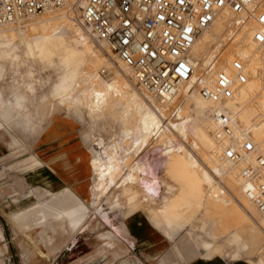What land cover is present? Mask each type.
<instances>
[{
    "label": "rangeland",
    "instance_id": "obj_1",
    "mask_svg": "<svg viewBox=\"0 0 264 264\" xmlns=\"http://www.w3.org/2000/svg\"><path fill=\"white\" fill-rule=\"evenodd\" d=\"M79 4L83 3L79 0ZM47 15L42 14L36 18L27 19L17 26L1 27L0 49L10 48L13 43H19L16 36L17 32L22 33V31L17 28L29 30L24 26L38 22ZM50 16L62 18L54 21L53 24L62 20H68L71 23L75 37L80 41L85 39L87 42V53H85L87 56L85 64L76 67L73 63L65 62L62 53H55L42 59L34 58L27 55L23 50L24 47L20 45L19 50L15 52L17 56H6L4 60H0V93L5 96V99L11 103L15 92L24 94L32 89L37 97H45L46 106L51 102L55 104L57 113L54 116V123H57L61 130L58 136H54L48 134V130L44 133H40L39 130L38 134L12 123L6 127L0 126V264H159V260L174 243L172 250L180 256H185L188 261L195 259L204 261L217 256L222 264H264V216L255 217L250 203L241 204L242 197L240 199L232 197L234 201L242 205V210L249 218L246 224L248 230L252 228L256 231L255 234L248 231L241 239L234 238L235 232L229 220H227L226 230H223L221 220L207 215L202 202L200 204L189 197L184 198L185 184L182 178L180 180L178 176V179L170 177L165 172L166 158L162 155L169 145L160 141H154L153 145L137 158L136 164L145 162L147 167V174L141 176L147 180L139 182L141 189L125 193L120 185H117L100 199H96L90 190L93 173L89 162L95 154L91 149L86 148V164L79 175V191L84 198L86 211L89 213L86 215V220L81 225L71 223L70 229L66 227L68 223L66 219L63 228H55V230L49 227L47 229L48 222L45 221L36 222V225L31 228L17 227L13 221L16 215L32 207L48 203L53 197L44 196L36 201L34 193L37 189L44 188L51 192L58 190L59 180L54 179L50 169V164L56 158L55 155L63 162L66 170L74 176L76 173L73 168L74 163L68 162V156H71V161H82L79 150L83 144L91 141L96 144L98 140H101L104 145L115 142L122 146L125 140L124 131L130 128L129 125L120 123L111 115L94 124L88 120L87 111L83 107H76L71 101L62 103L65 98H80L81 90L91 88L93 74H85L91 71L90 66L96 69L94 72L100 78L97 82L101 88L103 81L115 76V67L108 65L106 68L107 60L110 58L93 41L79 21L71 20L67 16L66 10L53 12ZM72 32L67 31V34L73 35ZM213 44L210 42L207 46L212 49ZM235 48L244 47L235 45ZM109 62L119 66V61L116 59ZM101 70H105V73ZM128 74L129 82L139 93L142 92L133 81L130 72ZM249 75L248 73L247 76ZM61 86L66 88L65 93L58 91ZM253 96L247 91L245 98L241 101H236L235 96L234 100L227 104L233 117L236 113L232 108L234 101L238 107L248 102L258 107L257 101H252ZM176 104L182 108L188 105V113L194 121L186 127L189 141L174 134L176 141L173 145L175 147L181 145L184 152L194 156L199 164V173L202 172L201 169L209 173L213 163L209 161L207 155L212 152L220 156L216 152L213 135L209 136L207 132V127L213 125L206 116L208 105L201 110L191 97ZM4 109L6 112H12L9 106ZM176 111L168 117L166 124L174 121ZM116 112H120V109L117 108ZM21 119L28 125L29 121L38 123L43 121L39 115H30L29 111L23 112ZM236 122L237 127L243 130L244 127L239 120ZM206 123L207 125H204ZM249 136L252 138L251 133ZM192 142L197 144V149L193 147ZM211 144H213V151H210ZM128 172V169L123 170V174ZM73 181L75 183L72 187L70 186V189L77 193L76 187L79 181L76 179ZM231 193L233 192L230 190V195ZM148 196L151 197L147 198ZM177 199H180L179 208L177 212L172 213L169 207L172 201ZM188 213L195 214L190 217ZM130 215L135 219L129 224L126 223V227L132 238H136L145 230L162 237L163 234L152 225L154 224L162 227L166 236L175 241L166 240L164 248L146 249L138 246L134 239L133 247L125 240L124 230L126 218ZM120 233L122 237L119 236ZM187 240L191 241V244L186 248L180 247ZM152 250L158 252L149 259V253Z\"/></svg>",
    "mask_w": 264,
    "mask_h": 264
},
{
    "label": "bare ground",
    "instance_id": "obj_2",
    "mask_svg": "<svg viewBox=\"0 0 264 264\" xmlns=\"http://www.w3.org/2000/svg\"><path fill=\"white\" fill-rule=\"evenodd\" d=\"M80 1L83 3L82 0ZM72 2L76 6H81L79 0H68V6L65 8L47 12L45 14L48 15L39 19L38 22H33L24 26L28 27L29 30L17 28V30L22 31V33L17 32L16 37L19 43H13L10 48L0 49V60H4L6 56H17L15 52L19 50V46L22 45L24 47V52L34 58L42 59L50 57L55 53H62L65 62L73 63L76 67L85 64V57L87 56L85 53H87L86 50L88 47L85 39L80 41L75 37L72 32L71 23L68 20H62L59 23L53 24L54 21L62 18L58 19L50 16L53 12L66 10L67 16H69L71 20L78 21L77 11L70 6ZM36 17L38 16L28 17L18 24L6 26H17L27 19ZM233 18L234 16L228 10L222 12L213 21L212 25L196 40L192 47V56L198 62L199 70H202L208 65L217 52H221V57L225 63L220 65V69L224 70L227 74H233L230 62L234 58H238L243 62L246 81L241 85H235L234 97L236 96V101H241L245 98L248 91L254 95L252 101L256 100L258 107L253 106L252 102L238 107L237 103L235 104L234 101L232 104V108L236 111L234 117L228 107H226L234 119L235 132L240 137L251 140L255 146V152L251 155H246L244 159L237 164L225 160L221 157V151L214 137L215 126H208V135H213L212 140L215 141L216 152L220 156L218 157L212 154V152L207 155L209 161L213 163L210 166L209 173L202 169V172L199 173V164L197 160L194 159V156L184 152L181 145H179V147L173 145V142L176 141L174 134L189 141L186 127L190 122L194 121L188 113V105L182 108L176 103L181 102L187 97H191L201 110L208 105L206 108V116L211 108V104L201 98L197 90L193 87V80L179 89L177 98L171 104L163 105L138 86L142 91L139 93L128 80V72H130L133 78L131 69L125 66L113 53L109 52L105 46L97 43L89 34L93 41L110 58L107 60L108 63H106V68H108V65H112L113 68L115 67V76L109 80L103 81V87L101 88L100 84L97 82L100 78L97 73L94 72L96 69L90 66L89 68L91 71L85 74H93L91 88L81 90L80 98H65L62 103L71 101L76 107H83V109L87 111L88 120L94 124L105 120L107 116L111 115L116 117L120 123L130 126V128L124 131L125 140L122 146L120 143L115 142L104 145L101 140H98L96 144H94V141H91L90 143L83 144L82 148H80L82 157L79 170L80 174L86 164V148L91 149L95 154L89 164L93 173V181L90 184V190L96 199H100L107 193L109 194L117 185H120V188H122V191L125 193L141 189L139 182L147 180L145 177L141 178L143 174H147V167L145 162L136 164L137 158L147 150L148 147L153 145L154 141H160L165 145H169L166 152L162 155V157L166 158L164 161L165 172L170 177L177 178L178 176L179 179L182 178L185 184L183 190L184 198L189 197L199 203L202 202L207 215L218 217L221 220V228L223 230H226L227 220H229L235 232L233 235L234 238L241 239L248 231L255 234L256 231L252 230V228L248 230L246 226L249 218L242 210V205H240V203L238 204L236 200L234 201L233 198L237 197L240 199V197H242L243 199H240L241 204L250 203L252 205V214L255 217H259L260 215L264 216V214L259 213L251 201L245 197L240 178L241 169L246 165H254L257 154L264 157V46H257L251 41L250 35L253 31V27H249L238 32L233 42L227 44L225 48H222L224 43H226L225 37L228 33V22ZM85 30L88 32L86 28ZM67 31H71L73 35H68ZM210 42L214 43L212 49L207 46ZM235 45H243L244 48L238 49L235 48ZM259 50L260 52H258ZM254 56L255 58H253ZM113 59L119 61V66H114L112 62H109ZM96 62L98 61L96 60ZM101 71L105 73V70ZM248 73L250 74L249 76H247ZM133 81L135 82L134 79ZM58 91L65 93L66 88L61 86ZM17 92L13 94V102L11 103L0 93V108L9 106L16 121H22L23 112L26 111H29L30 115H39L43 120L52 118L56 115L57 107L52 102L46 106L44 104V96L37 97L32 89L29 93L20 94ZM117 108L120 109V112H116ZM175 110L177 111L174 113V121L166 124L165 121L168 120V117ZM236 120H239L243 125V130L237 127ZM28 123L32 127L40 125L38 122L29 121ZM204 125H207V123ZM250 133L252 134V138L249 136ZM192 145L195 149L198 148L195 142H192ZM212 146L213 144L210 145V151H213ZM73 161L74 160H72V162ZM124 169H128L129 172L123 174ZM260 173L264 181V167L260 170ZM148 182H151V180H148ZM230 190L233 192L231 195ZM150 197L151 196H148L147 198ZM133 198L134 197H132V199ZM179 204L180 199L173 200L169 207V211L174 213L177 208H179ZM183 205H185V203ZM202 205L200 206L202 207ZM188 210L190 209L188 208ZM184 212L186 211L184 210ZM185 214L186 213H184V215ZM194 214L195 213H193V215ZM193 215L189 214L190 217ZM39 220L36 222L41 223ZM43 223L44 222H42V224ZM65 223V219H56L50 223L48 222L47 229L48 227L54 230L55 228L61 229ZM190 244L191 241L187 240L180 245V247L186 248ZM251 244L255 245V243Z\"/></svg>",
    "mask_w": 264,
    "mask_h": 264
},
{
    "label": "built area",
    "instance_id": "obj_3",
    "mask_svg": "<svg viewBox=\"0 0 264 264\" xmlns=\"http://www.w3.org/2000/svg\"><path fill=\"white\" fill-rule=\"evenodd\" d=\"M66 6L68 0H0V27ZM70 6L91 37L130 68L137 85L161 104H171L179 89L193 80L200 97L211 104L207 117L215 126L222 158L237 164L255 152L253 142L235 132L226 107L233 100L235 85L246 81L243 62L234 58L233 74H227L220 69L225 62L217 52L199 70L192 47L225 10L234 18L228 22L222 48L249 27H253L251 41L264 46V0H83L81 6L73 2ZM263 167L264 157L257 154L255 164L240 171L243 193L261 214Z\"/></svg>",
    "mask_w": 264,
    "mask_h": 264
},
{
    "label": "crops",
    "instance_id": "obj_4",
    "mask_svg": "<svg viewBox=\"0 0 264 264\" xmlns=\"http://www.w3.org/2000/svg\"><path fill=\"white\" fill-rule=\"evenodd\" d=\"M5 110L6 109L4 108H0V126L6 127L12 123V125H19L20 127L27 128L28 130L38 134H39L38 132L39 130L40 133H44L48 130V134H52L54 136H58L61 132L60 127L57 125V123L56 124L54 123L55 117H52L50 119H44L39 126L32 127L23 121H16L13 112L11 111L6 112ZM55 157L56 158H54V160L50 164V169L54 175L53 176L54 179L59 180L58 181L59 186L57 188L58 190L56 191L54 188L55 191L51 192L44 188L37 189L34 193L36 201L44 196H53V197L48 203L32 207L31 209L16 215L13 221L19 229L31 228L36 225V221H38L39 219H40L39 221H45V222H51L56 219H66L68 222L66 227L68 229L72 227L71 223H80L81 225L86 220L87 217L86 215H88L89 213L86 211L84 198L79 191V186H80L79 170H80L81 160H79V162H76L75 160L72 162L70 160V157L68 156V162L74 163L73 168L75 169L76 172L75 175L72 176L70 172L66 170V167L64 166L60 158L57 155H55ZM32 159L35 160L34 158ZM73 179L79 181V184L76 187L77 193L79 195L76 192L71 191L70 189V186L72 187L75 183ZM132 215L126 218L127 220L124 225V230L126 234L125 240H127V242L132 244L133 247H134V239L138 244V246L146 249L164 248L166 246V240H169L171 242L175 241V240L174 241L171 240L170 237L166 236L164 229L162 227L155 226L152 223L151 224L163 234L162 236L163 238L157 233L151 234V232H149L148 230H145L136 238H132L126 227V223L129 224L131 221L135 219V217ZM114 236L116 238H119L117 235ZM119 236L122 237L121 233L119 234ZM174 246L175 243L173 244L171 249L168 252H166V254L159 260V264H222V262L219 260V257L217 256H214L204 261H202L201 259H200L201 261L198 259H195L193 261H188V259L185 256H180L174 250H172ZM157 252L158 251L156 250L150 251L149 253L150 255L148 258L151 259Z\"/></svg>",
    "mask_w": 264,
    "mask_h": 264
}]
</instances>
